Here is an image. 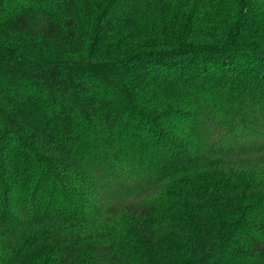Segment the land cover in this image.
Listing matches in <instances>:
<instances>
[{
    "label": "trees",
    "instance_id": "1",
    "mask_svg": "<svg viewBox=\"0 0 264 264\" xmlns=\"http://www.w3.org/2000/svg\"><path fill=\"white\" fill-rule=\"evenodd\" d=\"M0 264H264V0H0Z\"/></svg>",
    "mask_w": 264,
    "mask_h": 264
}]
</instances>
